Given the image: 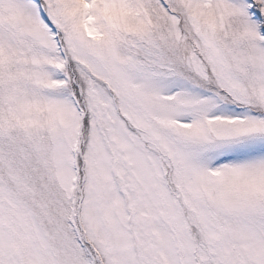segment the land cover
<instances>
[{"label": "snow or ice", "instance_id": "1", "mask_svg": "<svg viewBox=\"0 0 264 264\" xmlns=\"http://www.w3.org/2000/svg\"><path fill=\"white\" fill-rule=\"evenodd\" d=\"M0 264H264V0H0Z\"/></svg>", "mask_w": 264, "mask_h": 264}]
</instances>
